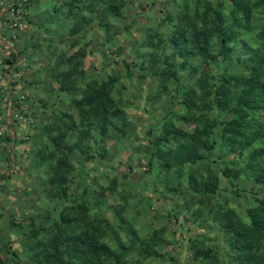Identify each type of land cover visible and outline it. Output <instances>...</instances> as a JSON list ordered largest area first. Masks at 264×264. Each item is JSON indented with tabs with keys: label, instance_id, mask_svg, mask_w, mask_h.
Here are the masks:
<instances>
[{
	"label": "rangeland",
	"instance_id": "374dc122",
	"mask_svg": "<svg viewBox=\"0 0 264 264\" xmlns=\"http://www.w3.org/2000/svg\"><path fill=\"white\" fill-rule=\"evenodd\" d=\"M6 1L0 0L6 5L0 9L3 13L16 6ZM72 1L19 0V16L26 17L29 28L22 45H17L20 49H14V66L4 64L12 48L0 42L1 264H34L43 252L38 248L35 253L37 242L47 235V239L63 235L53 230L67 214L64 192L56 182L63 175L58 167L62 160L75 175L65 183L67 196L87 188L82 198L93 212L90 226L106 223L104 241L114 259L124 264H202L193 259L189 246L203 241L216 249L218 264H239L224 230L230 220L249 225L252 215L264 212V110L245 133L239 130L233 136L226 124L232 117L224 115L210 138L197 145L201 124L182 114L184 107L177 103L185 90L176 91L174 80L165 87L154 74L161 65L152 62L170 57L177 66L187 62L206 67L211 74L218 73L212 79L217 83L233 76L238 82L253 74L263 78L264 1L249 0L250 20L235 12L232 0H205L209 5L205 11H198V0H110L114 10L106 14L101 9L109 4L86 7L91 0H84L82 8ZM187 14L198 18L199 38L194 40L199 48L208 37V54L195 50L187 57L175 46L188 37L175 39L176 27ZM225 34L232 47L228 60L219 56ZM156 43L160 47L149 49ZM66 74V85L81 75L86 83L93 78L116 79L120 92L113 89L111 95L123 113L122 118H110L107 129L90 132L92 141L84 146L78 142L74 151L78 148L83 154L76 151L72 157L70 147H55L51 136L68 122L75 131L67 139L77 142L81 129V110L72 102L81 95L61 90ZM86 83L77 86L85 89ZM9 134L13 140L7 139ZM159 142L173 150L191 147L187 153L198 159L168 169L165 159L154 154ZM225 170L231 173L229 178ZM215 176L221 182L213 194L210 183ZM70 198L68 205H82ZM123 205L121 216L118 208ZM159 236L166 241L157 247L161 254L148 255L150 240ZM61 242L62 249L66 243Z\"/></svg>",
	"mask_w": 264,
	"mask_h": 264
},
{
	"label": "trees",
	"instance_id": "16d2710c",
	"mask_svg": "<svg viewBox=\"0 0 264 264\" xmlns=\"http://www.w3.org/2000/svg\"><path fill=\"white\" fill-rule=\"evenodd\" d=\"M82 2H84V0H73L71 3L72 5L79 3L82 5V8H84ZM205 2V0H198V11H205V7L209 6ZM98 3L101 5L102 3L110 5V7L103 6L101 9L103 14L114 10L113 6L110 4V0H91V2L87 1V5L85 6L98 8ZM232 5L235 8V12L239 13L241 16H245L248 20L252 18L253 11L249 0H232ZM11 10L17 12H12ZM18 12L19 9L17 5L9 7L8 12H0V20L2 21L0 24V42H5L12 48L11 50L8 49L11 55L8 57L5 54V59L3 61L4 64H8L9 66H14L15 62H17V55L14 53V49L16 50L19 47L17 45H22L25 39L24 36L29 28L25 21L26 17L19 16L20 13ZM11 17L15 18L17 22ZM104 18L106 19V17ZM185 18L187 20L184 23H180L179 27H176V29L179 28V30L175 34V39L178 40L183 34L185 36L188 34V37L182 45L176 44L175 46H178L180 52L183 53L182 55L186 54L187 57L195 55L193 53H188L195 50H200L202 55L208 54V37H204L202 40L204 45H201L200 48L194 40L199 38L195 25L198 18H196V16L192 17L190 14H187ZM218 18L222 21L221 16H218ZM103 19L100 23L105 21ZM15 23H17L16 26ZM186 31L187 33H185ZM203 34L205 35V32ZM227 37L228 34H225L223 37V45L220 48L219 56L220 58H226L228 60V57L231 56L232 47L228 46L229 41ZM25 43H27V40H25ZM150 46H152L149 48L151 50L160 47L157 43ZM19 52L23 55L24 51L19 50ZM215 56H218V54ZM152 63H159L161 65L156 69L154 74L163 79L165 87L167 85L171 86L172 83L170 81L174 80L173 84L176 87V91L185 90V92L179 93L182 95V99L177 103L184 107V109L180 111L182 114L187 113L186 115L190 117H196V120L201 124V129L198 130L199 135L196 138L198 140L196 141L197 145L199 141L203 144L204 141L210 138V133L214 132V129L218 125L217 122H221L224 115L230 113L232 117L226 124L228 126V131L231 133V136H233L239 130L245 133L249 128L248 124L251 121H258L261 111L264 110V76L263 78H257L254 76L255 74H253L248 80L241 82H238L236 77L233 76L224 78L223 81L217 83L212 81V79H216L219 76L218 73L211 74L204 66V68L201 69L199 66L188 64L187 62H183L177 66L175 61L170 57L154 59ZM80 65H82V63H80L79 66ZM174 68H176V70L173 72ZM127 69H130L129 66ZM160 69H163V72H161ZM80 74H83V72L81 71ZM67 75L68 74L65 75V80L61 85L62 92L74 96L77 94L81 95V99H74L72 101L74 106L81 110V125H79L81 129L77 136L78 141L72 143L68 141L69 139H67V136L70 131H75L74 125L71 126L68 122L62 124V132H52L51 136H53L52 142L55 147H70V156L72 157L76 151L79 154H83L82 150L78 152V148L74 151L78 142L83 145L87 140L92 141L90 132L99 128L107 129L109 119L122 118L123 113L111 95L113 89L120 92L116 79L98 81L93 78L86 83L84 75H81L78 80L74 79V81L66 85ZM233 82H237L236 85L232 84ZM81 83H86L85 89L78 88L77 85ZM17 84V82L13 81L12 86L16 87ZM239 87H241L240 93H238ZM12 106L13 108L16 107L14 102ZM211 113H215L216 116L211 118ZM169 114L177 115L181 113ZM61 120L64 121V119H58L57 122ZM170 129L173 132L174 129ZM7 139L13 140L10 134L7 136ZM169 141L170 140H168V142ZM155 145L156 151L154 154L156 158L161 161H163L164 158V166L168 169L180 167L185 164H192L198 159L196 157H191V155L187 153L191 147L179 145L177 147L178 149L173 150V148L169 147L166 143L159 142L155 143ZM59 164L58 167L63 175L59 177V180H56V182L64 192L63 199H66L65 207L67 208L65 211L67 214L62 215L60 223H56L53 230L57 228L61 230L63 235H58L57 238L52 239H47V235L44 240L38 241L35 253L38 248H41L43 252L36 256L35 259L33 258L35 261L34 264H80L82 260H84V264H92V261L95 260L93 264H124L121 261L122 259H114L111 254L112 252L106 249V243L104 241L108 234L106 223H100L97 228L90 226L89 220H91V217L89 214L92 215L93 212H89L91 209L87 207V199L84 200L82 198L85 197L84 194L87 188L85 186H83L82 189L77 188L76 190H80L81 193L72 195L71 198L67 196L69 187L65 183L74 179L75 175L70 172L71 167L65 168L67 167V161L62 160V163ZM223 174L228 178L231 176L228 170H225ZM220 182V177L217 176H215L214 181H211L210 187L212 186L211 190L213 194L218 190ZM62 184H64V186ZM69 198L73 203L81 201L82 205L78 208L75 207V204L68 205L67 201ZM123 201L126 203L125 199H123ZM119 208L118 210L122 216L126 207L123 205ZM131 232H133V230H131ZM224 233L225 238L230 244L229 247L231 252L236 256L235 259L240 260L239 264H264V212L259 216L252 215L249 225L247 223H232L230 220ZM118 237L120 236H117V238ZM46 239L47 241H45ZM61 240H63L64 244L66 243L62 249L60 247V245H62ZM150 242L152 244H148L149 251H147V254L155 256L158 254L160 255L161 252L157 247L163 246L166 242L165 239L159 236L158 238L156 237V239L150 240ZM189 249L193 253V259H200L202 264H218L217 253H215L216 249L208 246L203 241L193 242L189 246ZM91 256L95 260H92ZM87 257L90 258V261L85 260ZM124 262L126 263L125 260Z\"/></svg>",
	"mask_w": 264,
	"mask_h": 264
},
{
	"label": "built area",
	"instance_id": "2783aa9c",
	"mask_svg": "<svg viewBox=\"0 0 264 264\" xmlns=\"http://www.w3.org/2000/svg\"><path fill=\"white\" fill-rule=\"evenodd\" d=\"M14 3H16V5H19V6H20V2H19V0H12V3L10 2V0L6 1V4H8V5H10V4H13V5H14ZM2 6H3V7H2ZM5 6H6V5H4V4H3V5H0V9H1V8H4V9H5ZM11 6H12V5H10V7H11ZM1 11H2V10H1ZM1 11H0V12H1ZM1 22H2V21L0 20V24H1ZM16 25H17V23H15V26H16ZM1 44H2L3 46H4V45H8V44L5 43V42H2Z\"/></svg>",
	"mask_w": 264,
	"mask_h": 264
}]
</instances>
